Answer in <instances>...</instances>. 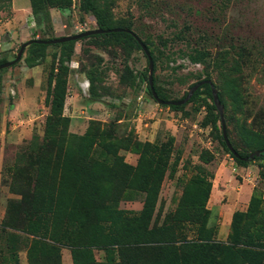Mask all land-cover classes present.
Listing matches in <instances>:
<instances>
[{"label":"rangeland","instance_id":"rangeland-1","mask_svg":"<svg viewBox=\"0 0 264 264\" xmlns=\"http://www.w3.org/2000/svg\"><path fill=\"white\" fill-rule=\"evenodd\" d=\"M69 1L68 9H49L47 26H35L32 14L20 10L13 26L0 27V59H13L35 30V37L43 38L96 28L93 16L80 9V0ZM112 1L114 16L133 22L132 30L155 59L154 87L167 99H180L191 84L209 77L221 96L232 145L243 153L264 147V0ZM29 4L15 0L19 9ZM11 7V0H0V24L12 18ZM13 30L24 32L12 38ZM195 49L208 52L205 62L190 61L188 54ZM59 51L60 46H48L45 59L32 67L25 63V51L0 72V223L8 201L18 198L8 186L16 154L33 133L43 135L50 114L49 78L58 70L54 53ZM67 65L63 113L70 117L69 132L89 135L97 153L110 151L106 168H114V154L140 166L138 180L141 173L160 172L153 213L158 223L177 227L173 214L183 202V210L191 212L176 228L182 236L227 244L234 234L233 214L241 211L239 246L247 243L264 255V156L245 165L230 156L219 141L220 116L218 130L212 124L219 112L205 93L180 108L159 104L149 93L144 51L134 47L126 53L114 39L77 40ZM91 87L99 98L91 96ZM134 191L132 198L118 202L119 208H142L145 193ZM93 254L103 260L104 252ZM212 254L210 259L220 264H250L232 260L229 253ZM17 255L19 264H28L25 250ZM61 262L73 264L66 248Z\"/></svg>","mask_w":264,"mask_h":264},{"label":"trees","instance_id":"trees-1","mask_svg":"<svg viewBox=\"0 0 264 264\" xmlns=\"http://www.w3.org/2000/svg\"><path fill=\"white\" fill-rule=\"evenodd\" d=\"M29 1L32 21L39 27L49 25L50 8L63 11L70 4L69 0ZM112 7V0H80V9L93 16L96 28L121 30L93 34L78 40L102 37L121 43L126 53H130L134 47L142 49L140 42H144L138 41L139 37L132 30L133 22L126 17H115ZM122 29H129L130 32ZM35 35L36 30L30 39L54 38H36ZM76 41L53 44L32 42L25 49V63L32 67L45 59L48 46H60V51L54 53L58 70L49 78L47 99L50 114L43 135L33 133L16 154L8 186L18 198L8 201L5 216L0 223V264H19V250L26 251L28 264H62L63 248L71 252L73 264H220L210 259L213 251L218 255L229 253L234 261L244 259L250 264H264V255L248 249L253 248L252 245L246 243L239 246L241 237L237 231L244 212L233 214L234 234L230 243L186 238L176 229L180 221L187 219L183 216L191 212L188 208L183 210L186 204L180 203L173 214L175 222H178L177 227L160 224L157 215H153L161 180L160 172L153 169L141 173L138 180L140 166L125 163L114 154V168H106L104 162L112 154L110 151H105L106 154L104 151L97 153V148L93 146L94 140L89 135L75 136L69 132L70 117L64 115L63 110L67 63L70 62ZM207 54L205 50L195 49L188 54V58L194 63H203ZM151 57L154 62L152 54ZM5 61L0 59V63ZM3 70L5 68L0 72ZM145 70L148 71V67ZM90 81L92 85V77ZM154 88L159 98L167 100L159 89ZM149 93L153 97L151 91ZM201 93H205L212 101L211 107L217 109L211 89L206 83L193 93L189 101ZM90 94L99 98L92 87ZM218 97L221 102L219 92ZM185 104L162 105L180 108ZM218 118L219 115H215L212 119L217 130ZM218 137L224 149L239 165L264 156L260 154L245 159L254 150L243 153L230 142L236 151L232 153L222 134ZM102 156L105 159L100 160ZM134 190L145 193L142 208L139 211L119 208L118 202L132 198ZM252 204L253 196L249 208ZM200 211L205 214L207 209L201 207ZM94 251L104 252L103 260L97 261Z\"/></svg>","mask_w":264,"mask_h":264},{"label":"water","instance_id":"water-1","mask_svg":"<svg viewBox=\"0 0 264 264\" xmlns=\"http://www.w3.org/2000/svg\"><path fill=\"white\" fill-rule=\"evenodd\" d=\"M121 30L120 28H109V29H100V28H93V29H88V30H84L80 33H75V34H68V35H64V36H59V37H54V38H50V39H30V40H27L25 42H23L17 53H16V56L11 59V60H8V61H5L3 63H0V70L3 69V68H7V67H10L11 65H13L14 63L18 62L26 47L31 44L32 42H40V43H43V44H53V43H61V42H65V41H72V40H78L82 37H86V36H89V35H93V34H98V33H103V32H110V31H119ZM126 32H130L129 29H122ZM138 41H140V39L138 38ZM140 45H141V48L142 50L144 51L147 59H148V85H149V89L153 95V98L159 103V104H165V105H181V104H185L186 102L189 101V99L191 98V96L193 95V93L202 85V84H208L210 89H211V94H212V99H213V103L215 104L218 112H219V116H220V119H221V123H222V136H223V139L226 143V146L230 149V151L232 153H236V151L234 150V148L232 147L231 143H230V140L228 139L227 135H226V131H225V127H224V123H223V105L222 103L220 102L219 100V97H218V89L215 87L214 83L212 82L211 79H203V80H200L196 83H194L192 86H190L188 89H187V93L186 95L181 98V99H178V100H172V99H167V100H163L161 98L158 97L156 91H155V88H154V85H153V60H152V57H151V54L149 52V50L147 49L146 45L141 43L140 42ZM260 154H264V149H257V150H254L253 152H251L249 154L248 157H245V159H248V158H253L255 156H258Z\"/></svg>","mask_w":264,"mask_h":264},{"label":"crops","instance_id":"crops-1","mask_svg":"<svg viewBox=\"0 0 264 264\" xmlns=\"http://www.w3.org/2000/svg\"><path fill=\"white\" fill-rule=\"evenodd\" d=\"M11 4H12V7H11V11H12V18L11 19H8L5 23L3 24H0V27L3 26V25H7V26H13V22H15L17 20V17H18V13L20 12V10L24 9V13L26 14L27 12H29L31 14V7H30V4L29 6L27 7H23L21 9H19L18 7H16L15 5V0H11ZM32 18V16H31ZM33 21L31 20V23ZM32 25V24H31ZM27 28V26H26ZM19 31L17 30H13V31H10L9 35L13 38L15 36V34H17ZM24 31H20L19 34H23ZM4 43V42H3ZM9 43V42H7Z\"/></svg>","mask_w":264,"mask_h":264}]
</instances>
